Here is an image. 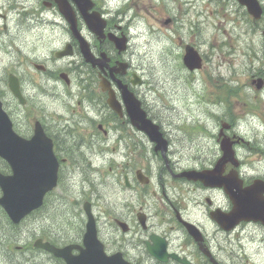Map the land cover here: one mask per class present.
<instances>
[{
	"label": "flooded vegetation",
	"instance_id": "1",
	"mask_svg": "<svg viewBox=\"0 0 264 264\" xmlns=\"http://www.w3.org/2000/svg\"><path fill=\"white\" fill-rule=\"evenodd\" d=\"M65 1L73 12L74 23L60 11L58 0H0V49L9 57L5 88H0L4 90L0 93L4 94L2 101L13 131L30 139L37 125L50 141L58 163L57 185L45 194L38 209L12 223L0 207L2 264H7L9 254L19 256L30 251L40 255L38 264H66L64 259L35 247L36 240L58 248L74 245L68 250L72 255L81 251L85 217L70 215L68 224L59 222L58 192L66 190L75 175L81 176L80 185L90 189L91 182L95 183L91 173L99 176V183L110 191L102 193L100 201L89 196L100 243L94 244L95 251L106 256L117 254L127 264H240L242 258L236 259L234 251L239 242L235 233L247 225L264 228L259 223L240 222L223 231L210 218L215 210H230V203L220 205L214 200L215 193L223 190L205 188L181 175L184 170L209 169L211 164H178L173 157L178 142L172 124L163 125L140 100L138 89L145 82L138 75L139 66H133L125 56L126 50L118 51L108 37L125 35L129 40L127 8H112L106 0H91L92 7L84 11L88 23L73 0ZM168 19L170 25L176 22L172 17ZM98 27L102 35L93 31ZM30 31L36 34V41L49 47L46 52L37 53L36 45L32 50L21 49L26 43L21 40L22 34ZM79 37L86 41L94 63L84 60ZM105 58L107 65L98 62ZM120 62L126 65L121 68ZM9 75L18 81L21 104L9 89ZM136 80L138 84H134ZM122 86L139 98L147 116L159 125L165 138L163 149L156 148L130 121L119 89ZM109 88L118 111L108 104ZM56 101L62 113L57 111ZM104 166L114 169L117 175L111 184L104 178ZM231 169L226 164L222 174ZM0 173H11L2 158ZM32 217L38 225L34 235H28L22 223ZM96 261L102 262V258Z\"/></svg>",
	"mask_w": 264,
	"mask_h": 264
},
{
	"label": "rangeland",
	"instance_id": "2",
	"mask_svg": "<svg viewBox=\"0 0 264 264\" xmlns=\"http://www.w3.org/2000/svg\"><path fill=\"white\" fill-rule=\"evenodd\" d=\"M106 1L112 8H127L125 20L130 38L125 56L133 66H139L138 75L145 82L138 89L140 100L163 125L172 124L178 142L173 157L178 164L212 165L220 155V123H226L228 118L233 120L234 127L225 131L236 141L233 149L240 161L239 177L264 180V89L258 91L251 83L252 77L264 78L260 73L264 67V13L254 22L235 0ZM259 2L264 8V0ZM169 17L176 22L166 25L164 20ZM35 36L31 31L22 34L21 40L26 43L21 49L32 50L36 45L37 53L46 52L49 47L36 41ZM185 44L195 46L203 56L201 69L189 72L183 67L181 55ZM8 67L9 57L0 49L1 89L5 88L4 73ZM57 101L56 109L62 113ZM103 172L107 184L117 176L107 166ZM80 177L75 175L68 188L58 192L59 222L65 225L73 211L72 195L91 192L86 185H80ZM91 178L95 182L92 197L99 199L102 193L110 192L99 183V176L91 173ZM214 200L220 205L228 204L221 191L215 193ZM82 201L77 205L81 216ZM37 225L34 217L22 223L28 235L33 234ZM208 227L212 231V226ZM235 234L239 242L234 251L236 259L242 258L240 264H264V230L247 225ZM18 255L9 254L7 264L25 262L29 255L33 259L29 264L39 263L37 252ZM3 256L0 253V264Z\"/></svg>",
	"mask_w": 264,
	"mask_h": 264
},
{
	"label": "water",
	"instance_id": "3",
	"mask_svg": "<svg viewBox=\"0 0 264 264\" xmlns=\"http://www.w3.org/2000/svg\"><path fill=\"white\" fill-rule=\"evenodd\" d=\"M75 1L78 4L79 0ZM237 1L245 5L246 10L255 19L260 17L261 7L256 0ZM60 9L67 15L66 4L64 2L63 6L60 3ZM122 43L124 45V40H122ZM123 45L120 46V49L124 47ZM80 46L85 60L94 63L95 60H93L83 41H80ZM98 62L105 65L104 60ZM183 63L190 70L199 68L201 66V57L197 51L191 47H186ZM256 86L257 88L261 86V80H258ZM9 87L13 94L21 101L18 84L12 76L9 77ZM121 92L131 121H134L136 126L143 130L151 141L155 142L156 148L163 149L165 140L157 125L145 117V112L140 108L139 101L125 87L121 89ZM109 104L116 110L112 98L109 100ZM42 135L37 127H35V133L30 140H23L15 135L11 130V125L6 114L1 109L0 103V156L5 158L12 168L11 175H0V187L3 192L0 197V205L4 208L12 222H18L23 215L38 207L44 193L55 185L57 164L51 157L50 146L44 143L46 146L45 155L43 157L37 155L39 153L38 148L42 144ZM230 145L231 142H227L226 140L221 141L220 147L223 154L216 162L213 170L188 171L181 175L190 180H198L205 186L223 187L232 202V210L226 216L215 215L214 219L225 229L231 228L240 220L258 221L264 225V182L254 180L252 184L242 187V182L236 178L235 173L227 176H221L217 173L226 162H233V151L230 149ZM234 164L236 165V163ZM84 210L87 216L86 236L84 237L86 250L76 257L78 261L76 259L75 261L70 260L69 264H122V261H119L117 257H105L104 255L102 262L95 261L94 263V259H100L91 246L97 241L94 220L87 203L84 204ZM35 246L50 250L55 255L64 256L61 249H56L47 243L41 244L39 241H36Z\"/></svg>",
	"mask_w": 264,
	"mask_h": 264
},
{
	"label": "trees",
	"instance_id": "4",
	"mask_svg": "<svg viewBox=\"0 0 264 264\" xmlns=\"http://www.w3.org/2000/svg\"><path fill=\"white\" fill-rule=\"evenodd\" d=\"M262 72L264 73V67L262 68V70H261L260 73H262ZM263 75H264V74H263ZM77 205H78V204H77V201H76L75 209H77Z\"/></svg>",
	"mask_w": 264,
	"mask_h": 264
}]
</instances>
